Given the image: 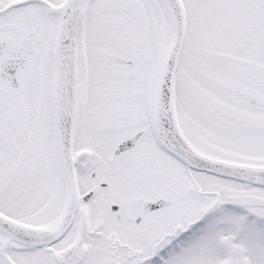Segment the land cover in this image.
<instances>
[{
    "label": "snow or ice",
    "instance_id": "snow-or-ice-1",
    "mask_svg": "<svg viewBox=\"0 0 264 264\" xmlns=\"http://www.w3.org/2000/svg\"><path fill=\"white\" fill-rule=\"evenodd\" d=\"M0 264H264V0H0Z\"/></svg>",
    "mask_w": 264,
    "mask_h": 264
}]
</instances>
